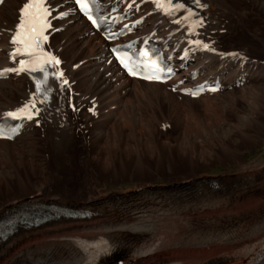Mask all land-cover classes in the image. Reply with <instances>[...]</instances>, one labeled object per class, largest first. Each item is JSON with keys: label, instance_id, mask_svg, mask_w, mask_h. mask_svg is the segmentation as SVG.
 Listing matches in <instances>:
<instances>
[{"label": "bare ground", "instance_id": "1", "mask_svg": "<svg viewBox=\"0 0 264 264\" xmlns=\"http://www.w3.org/2000/svg\"><path fill=\"white\" fill-rule=\"evenodd\" d=\"M29 1L5 0L0 6V68L8 64L10 38ZM46 1L53 24L46 50L61 63L57 70L63 75L53 100L31 75L0 81V118L35 105L25 134L13 142L0 141V217L17 206L42 205L92 216L83 221L61 218L38 228L21 224L0 243V264H249L259 259L264 246V167L225 179L192 174L165 187L142 180L136 167L158 147H181L183 136L202 139L206 131L231 127L226 112L237 115L241 104L257 97L256 85L264 84V17L248 0H183L190 16L179 24L180 16L142 6L148 14L144 33L156 29L173 48H190L196 54L194 66L206 76H220L228 89L190 99L172 91L174 81L159 86L125 78L108 62L104 42L67 0ZM192 22L197 27L186 35ZM235 82H241L238 88ZM247 105L249 119L256 120L254 105ZM167 128L175 135L166 136ZM78 140L86 141L84 151L97 168L99 182L116 181L121 174L136 177V187L105 195L87 190L82 182L52 193L50 173L38 161L73 157ZM197 151L194 146L190 153ZM122 159L129 160L130 171L115 167ZM28 169L42 190L21 185V177L17 185L11 184V175L27 174Z\"/></svg>", "mask_w": 264, "mask_h": 264}, {"label": "rangeland", "instance_id": "2", "mask_svg": "<svg viewBox=\"0 0 264 264\" xmlns=\"http://www.w3.org/2000/svg\"><path fill=\"white\" fill-rule=\"evenodd\" d=\"M248 1L254 5L259 15L264 17V0ZM261 30L264 35V25L261 27ZM256 91V100L254 98L250 100L251 102L249 101V103L252 104L251 106L254 105V110H256V120H250L248 117L249 107L247 104L249 103L241 104L237 109L240 112L239 114L235 115L232 112H226L230 117L231 127H228L226 124L221 126L222 129L218 131H214L213 129H210L211 131H206L204 133L205 135H201L202 139L205 141L199 139V137L196 139L197 136H193L192 138L183 136L180 141V149L174 147L167 149L158 147L154 149L155 151L148 152V154L140 159L136 167V170L143 177L142 180L149 182L152 186L161 187L162 185V187H165L170 186L175 178L180 180L183 177L188 178L192 174L195 176H202L201 178L212 179L214 177H223L222 179H225L224 177L231 178L234 175H240L248 169L263 168L264 84L256 85ZM201 122L205 123L206 121L202 120ZM233 126L237 127L239 132H237ZM202 127L207 128L205 125ZM173 133V129L167 128L166 136H174L175 134ZM194 146L198 151L190 153L192 150L194 152ZM85 147L86 141L81 140L75 143V150L72 153L73 157L69 156L66 158L59 156L60 158H50V156H48L46 157L47 159H39L38 162L40 164H38V166L40 168H45V171L50 173L49 178L51 184H49V186L53 188L51 189L52 193L53 190L62 191L63 188L64 190L66 189L65 191H69L71 188H77L82 185V182L87 190H93V192L101 190L105 195H111L110 193L119 194L120 192L136 187V184L139 182L136 177L129 179L128 176L121 174H119L116 181L104 178V182H99L95 174L97 168L93 167L94 165H92L90 159L87 158L84 151ZM33 159L37 160L38 158L36 157ZM33 159L30 160L34 161ZM52 159H54V164L51 162ZM60 159L62 162H60ZM67 161H70L69 163L71 164ZM64 163H66L65 166ZM115 167L118 171H130L129 168L131 165L129 160L122 159L120 164H115ZM25 175L28 178H26ZM11 177L13 180L11 184L17 185L18 181L16 180L21 177V185L29 186L36 191L42 190L41 184L33 180L30 169L27 170V174L20 173V175H11ZM260 253V258L257 260L254 258L249 264H264V246H262Z\"/></svg>", "mask_w": 264, "mask_h": 264}, {"label": "snow or ice", "instance_id": "3", "mask_svg": "<svg viewBox=\"0 0 264 264\" xmlns=\"http://www.w3.org/2000/svg\"><path fill=\"white\" fill-rule=\"evenodd\" d=\"M0 2H3V0H0ZM78 2H79V0H78ZM81 6L83 8H85V9H87V7H88L87 4H82ZM32 9H35L36 12L35 13H31L30 10H32ZM30 15H31L33 21L39 20L41 23L43 22V18L48 15V10L44 7L42 0H30V2L26 3L25 6L23 7V9L21 11V17H22L21 23L18 26V30L15 31L13 39H12L11 42L13 44H17V45L18 44H24V49H21V48L17 47L16 50L13 53H11V55L13 57H15L18 54H23L25 49H28V48L32 47L31 43H28L24 39H22V33H21V30L23 29L24 24H25L27 18ZM88 18H89V20H92L93 23H96V21L92 19L91 14L88 15ZM31 31H33V32L36 31L35 24H33V27L31 29ZM42 32H43V29H41V37L43 39H46V37L42 36ZM36 46L38 47L39 45L37 44ZM205 47H207V45H205ZM48 59L51 60L52 58L49 57ZM26 63L27 62H25V61H20L21 68L20 69H16V71L23 70L24 65ZM55 63L58 64L59 61H55ZM121 63H125L124 60H121ZM125 67H128V70H129L130 73L135 74V69L133 67H129V65L127 63H125ZM30 70L31 71H36L37 69H36V67H32ZM6 71H12V69H8ZM40 71L43 73L44 81H47V78H48L47 70L44 69V68H41ZM0 75H2V73H0ZM65 83H66V81H65ZM40 87L41 86L38 84L37 85V91L38 92L40 91ZM195 94L196 93H193V95H195ZM32 107L34 108L35 105L33 104ZM20 113L24 114V117L27 118V119H32L33 118L27 105L24 108L20 109ZM8 116H10L12 118H18V114L17 113H8ZM15 132H16V129L13 128L12 133L7 134V138H11V135L14 134ZM4 135L5 134L3 133V131L0 130V136H4Z\"/></svg>", "mask_w": 264, "mask_h": 264}]
</instances>
